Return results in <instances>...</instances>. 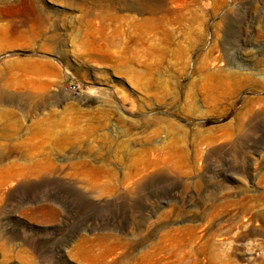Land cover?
Instances as JSON below:
<instances>
[{"label":"rangeland","instance_id":"1","mask_svg":"<svg viewBox=\"0 0 264 264\" xmlns=\"http://www.w3.org/2000/svg\"><path fill=\"white\" fill-rule=\"evenodd\" d=\"M0 264H264V0H0Z\"/></svg>","mask_w":264,"mask_h":264}]
</instances>
